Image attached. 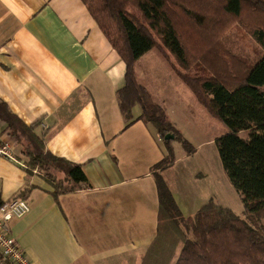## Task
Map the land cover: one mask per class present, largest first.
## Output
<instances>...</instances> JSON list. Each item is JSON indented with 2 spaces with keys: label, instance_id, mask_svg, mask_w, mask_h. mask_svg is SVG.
Instances as JSON below:
<instances>
[{
  "label": "crops",
  "instance_id": "obj_1",
  "mask_svg": "<svg viewBox=\"0 0 264 264\" xmlns=\"http://www.w3.org/2000/svg\"><path fill=\"white\" fill-rule=\"evenodd\" d=\"M124 74L82 0H0V104L33 125L52 154L80 163L88 182L54 196L36 169L26 171L0 118L15 158L0 157V201L28 203L9 222L27 264H141L154 239L158 136L137 119L124 127L115 99ZM135 75L165 104L167 74Z\"/></svg>",
  "mask_w": 264,
  "mask_h": 264
},
{
  "label": "trees",
  "instance_id": "obj_2",
  "mask_svg": "<svg viewBox=\"0 0 264 264\" xmlns=\"http://www.w3.org/2000/svg\"><path fill=\"white\" fill-rule=\"evenodd\" d=\"M82 1L125 64L124 84L115 91L124 127L140 120L152 126L167 146V153L151 166L158 200L156 234L141 264H264V231L259 223L261 219L264 224V0ZM244 3L249 11L242 12ZM200 13L234 17L263 48L247 61L226 52L220 40L211 36L205 50L198 48L201 65L193 64L198 74L176 71L172 63L198 103L227 127L213 143L250 221L212 198L192 215L182 214L159 172L174 162L171 141L164 135L173 134L186 155L195 149L169 122L163 104L152 98L134 71L136 60L152 48L161 50L166 59L173 56L184 71L190 69L185 35L190 34L192 23L202 24ZM136 105L140 113L134 118ZM0 118L6 124L4 130L21 145L26 171L36 169L54 196L88 184L80 163L52 154L34 126L24 124L3 104Z\"/></svg>",
  "mask_w": 264,
  "mask_h": 264
},
{
  "label": "rangeland",
  "instance_id": "obj_3",
  "mask_svg": "<svg viewBox=\"0 0 264 264\" xmlns=\"http://www.w3.org/2000/svg\"><path fill=\"white\" fill-rule=\"evenodd\" d=\"M241 9L242 12H245L249 11L250 7L248 3H244ZM200 15L204 19L202 24L196 26L192 23V27L189 29L191 30L190 34L185 35L187 51H189V58L191 57L192 67L190 69L184 71L178 66L173 56L166 59L161 50L152 48L136 61L134 71L136 74L168 75L165 79H168L169 85L165 86L167 89V96L164 94L165 104L151 88L153 99L167 106L166 108L163 105L169 122L195 149L194 153L186 155L179 140L169 139L175 162L172 166L159 171L182 214L184 216L192 215L194 213L192 206L196 202L199 203V207L212 198L250 221L243 211L240 196L230 184L222 168L216 147L211 141L214 137L225 133L227 127L198 103L189 87L183 84V81L177 76L176 71L191 75L198 74L196 73L197 67L193 66L194 63L196 66L201 65L198 60L200 56L198 48L205 50L211 36L215 40H220L223 48L229 50H225L226 52L233 53L247 61H251L261 54L263 48L249 32L235 22L234 17L212 16L211 14L206 15V13H200ZM193 28L196 29L193 30ZM219 47L221 48L220 43ZM173 62L177 66L176 71L172 66ZM160 91H162L161 94L164 92L161 89ZM136 108L139 110L138 106ZM147 127L155 132L152 126ZM157 142L160 153L157 154L158 158L156 159L159 160L167 153V146L160 138ZM259 223L264 231L261 219ZM186 234L190 237L189 230H186Z\"/></svg>",
  "mask_w": 264,
  "mask_h": 264
},
{
  "label": "built area",
  "instance_id": "obj_4",
  "mask_svg": "<svg viewBox=\"0 0 264 264\" xmlns=\"http://www.w3.org/2000/svg\"><path fill=\"white\" fill-rule=\"evenodd\" d=\"M0 157L15 160L9 144L0 136ZM29 209L25 199L14 197L0 203V264H27V257L10 233L9 222Z\"/></svg>",
  "mask_w": 264,
  "mask_h": 264
},
{
  "label": "water",
  "instance_id": "obj_5",
  "mask_svg": "<svg viewBox=\"0 0 264 264\" xmlns=\"http://www.w3.org/2000/svg\"><path fill=\"white\" fill-rule=\"evenodd\" d=\"M173 138H174V135L171 134V133H167V134L164 135V139L165 140H169V139H173Z\"/></svg>",
  "mask_w": 264,
  "mask_h": 264
}]
</instances>
